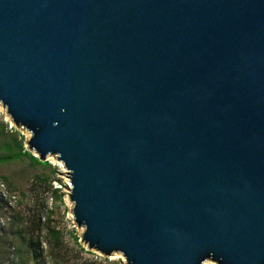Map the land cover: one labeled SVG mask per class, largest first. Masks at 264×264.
<instances>
[{"label":"water","instance_id":"obj_1","mask_svg":"<svg viewBox=\"0 0 264 264\" xmlns=\"http://www.w3.org/2000/svg\"><path fill=\"white\" fill-rule=\"evenodd\" d=\"M0 102L89 249L264 264V0H0Z\"/></svg>","mask_w":264,"mask_h":264},{"label":"rangeland","instance_id":"obj_2","mask_svg":"<svg viewBox=\"0 0 264 264\" xmlns=\"http://www.w3.org/2000/svg\"><path fill=\"white\" fill-rule=\"evenodd\" d=\"M0 127L1 157L14 156L0 163L2 192L9 195L0 196V264H125L120 253L105 256L81 242L83 228L73 219L68 173L56 156L48 155L44 161L50 166H42L16 156L17 147L4 148L17 138L24 150L37 157L26 144L30 132L14 127L1 102Z\"/></svg>","mask_w":264,"mask_h":264},{"label":"trees","instance_id":"obj_3","mask_svg":"<svg viewBox=\"0 0 264 264\" xmlns=\"http://www.w3.org/2000/svg\"><path fill=\"white\" fill-rule=\"evenodd\" d=\"M13 141H15L16 144L18 145V146H14V148L17 147V148H18V151H20L19 154L17 153L18 155L24 156V157H26L27 159H29V161H31V162H33V163H36V164L38 163V165L41 164L42 166H50V163H48V161L41 162L36 156L32 155L29 151L24 150V151L22 152V150H23L22 147H23V146H22V144H20V142H18L17 138H13V139H12V143H13ZM9 146H10V148H6V149H7V150H13V149H12V148H13L12 144L9 145ZM21 149H22V150H21ZM18 155H16V156H18ZM13 157H14V156H12V155L3 156V157L0 158V161H1L2 163H4V162H7V161L11 160Z\"/></svg>","mask_w":264,"mask_h":264},{"label":"crops","instance_id":"obj_4","mask_svg":"<svg viewBox=\"0 0 264 264\" xmlns=\"http://www.w3.org/2000/svg\"><path fill=\"white\" fill-rule=\"evenodd\" d=\"M13 139V138H12ZM11 139V140H12ZM12 146H13V148H14V146H18L17 144H16V142L15 141H13V144H12ZM4 148H10V146L9 145H6ZM12 148V149H13ZM1 149H2V147H1V127H0V158H1ZM7 150V149H6ZM22 150V149H21ZM24 151V149L22 150V152ZM16 153H20V151H18V149H17V151H16ZM18 156H20V155H18ZM0 163H1V161H0ZM30 163H33V162H31L30 161Z\"/></svg>","mask_w":264,"mask_h":264},{"label":"built area","instance_id":"obj_5","mask_svg":"<svg viewBox=\"0 0 264 264\" xmlns=\"http://www.w3.org/2000/svg\"><path fill=\"white\" fill-rule=\"evenodd\" d=\"M15 127V126H14ZM16 128V127H15ZM2 181H1V178H0V196H1V193H4V192H2L3 190H5V186L1 183ZM5 194V193H4ZM8 194V193H7ZM7 194H5V195H7ZM8 197H9V195H7Z\"/></svg>","mask_w":264,"mask_h":264},{"label":"bare ground","instance_id":"obj_6","mask_svg":"<svg viewBox=\"0 0 264 264\" xmlns=\"http://www.w3.org/2000/svg\"><path fill=\"white\" fill-rule=\"evenodd\" d=\"M59 166L62 167V169H63V166H61V164H59Z\"/></svg>","mask_w":264,"mask_h":264}]
</instances>
